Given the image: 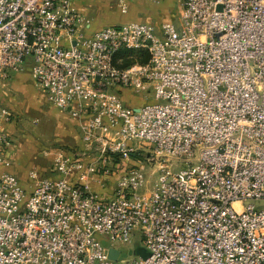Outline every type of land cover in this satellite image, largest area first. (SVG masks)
Segmentation results:
<instances>
[{
  "label": "built area",
  "instance_id": "obj_1",
  "mask_svg": "<svg viewBox=\"0 0 264 264\" xmlns=\"http://www.w3.org/2000/svg\"><path fill=\"white\" fill-rule=\"evenodd\" d=\"M178 1L88 32L74 0H0V83L28 70L81 139L23 181L0 105V264H264V0Z\"/></svg>",
  "mask_w": 264,
  "mask_h": 264
},
{
  "label": "rangeland",
  "instance_id": "obj_2",
  "mask_svg": "<svg viewBox=\"0 0 264 264\" xmlns=\"http://www.w3.org/2000/svg\"><path fill=\"white\" fill-rule=\"evenodd\" d=\"M133 1L127 0L125 12H122L119 0H81L79 4L85 8L87 13L85 15L90 22L94 21V29L106 23L130 20L150 22L156 29L165 21L177 26L182 13V6L178 0ZM18 75L17 78L0 83V105L8 107L13 112L10 126L17 130L15 135H12L16 158L13 161L8 160L6 168L7 166L15 168L14 165L17 164L20 172L31 168L37 171L39 177L47 176L48 173L43 169L48 167L50 162L45 152L55 150L59 146V148L77 146L78 142L74 137L68 141L60 136L61 129L58 123L64 125L67 124V120L62 113H57V107L47 100L30 72L26 70ZM120 95L132 104H143L153 100L152 88L149 89L148 94L123 90ZM138 146L142 149L140 154L148 151L143 143H138ZM140 157L137 155V158ZM255 203L264 205V200H256ZM119 247L123 252L121 258L126 251L133 256L147 253L139 245L138 239H135L130 246Z\"/></svg>",
  "mask_w": 264,
  "mask_h": 264
},
{
  "label": "crops",
  "instance_id": "obj_3",
  "mask_svg": "<svg viewBox=\"0 0 264 264\" xmlns=\"http://www.w3.org/2000/svg\"><path fill=\"white\" fill-rule=\"evenodd\" d=\"M80 1L81 0H74V5L78 8V9H80L81 11H82V13L83 14H87L86 12H85V8L83 7V5H80L79 3H80ZM133 1V0H132ZM135 2H137V1H139V0H134ZM133 1V2H134ZM141 1V0H140ZM107 24V23H106ZM94 26H95V23H94V21H91L90 22V27H89V29H88V32H91V30H93L94 29ZM19 75H16V76H14L13 77V79L14 78H17ZM56 111H57V113H62L63 115H64V117L66 118V120H67V124H64V125H61V124H59L58 123V126L60 127V129H61V135L60 136H62V138H63V140H68L69 141V139H71L72 137H74L76 140H77V142H78V144L81 142V139H80V130H79V126H78V124H77V122L75 121V120H73V118L69 115V114H67V113H65V112H63V111H61V110H59L58 108H56ZM55 111V112H56ZM11 124V123H10ZM10 124L7 126V130L10 132V134H11V137H12V139H13V134L15 135V133L17 132V130L11 125L10 126ZM64 145V144H63ZM70 145V144H69ZM60 147V146H59ZM58 147V148H59ZM63 148H68V147H63ZM56 150V149H55ZM55 150H51V151H46L45 152V154L46 155H48L49 156V162L51 161V156H52V153L55 151ZM6 158H7V161L8 160H15V158H16V155H15V151H14V146H13V143L11 144V146H10V148H9V150H8V152H7V154H6ZM48 162V163H49ZM9 163V162H8ZM14 164V163H13ZM15 166V168H13V167H9V166H7V168H8V170L9 171H11V172H13L14 174H16L19 178H21L23 181H27L28 179H27V174H28V172L31 170V168L30 169H28L27 171H25V172H20V167H19V165H17V164H15L14 165ZM43 170H45V172H47V170H48V167H46V168H44Z\"/></svg>",
  "mask_w": 264,
  "mask_h": 264
},
{
  "label": "trees",
  "instance_id": "obj_4",
  "mask_svg": "<svg viewBox=\"0 0 264 264\" xmlns=\"http://www.w3.org/2000/svg\"><path fill=\"white\" fill-rule=\"evenodd\" d=\"M134 61L147 62L148 61V53L147 52H140V53L131 52L128 55H125L124 65H128Z\"/></svg>",
  "mask_w": 264,
  "mask_h": 264
},
{
  "label": "water",
  "instance_id": "obj_5",
  "mask_svg": "<svg viewBox=\"0 0 264 264\" xmlns=\"http://www.w3.org/2000/svg\"><path fill=\"white\" fill-rule=\"evenodd\" d=\"M119 255V251L114 248H109L108 249V257L111 259H117V256ZM142 255H145L142 253Z\"/></svg>",
  "mask_w": 264,
  "mask_h": 264
}]
</instances>
